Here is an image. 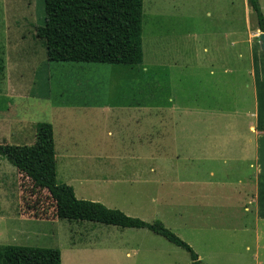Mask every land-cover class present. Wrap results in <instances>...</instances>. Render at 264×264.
I'll use <instances>...</instances> for the list:
<instances>
[{
  "label": "rangeland",
  "instance_id": "1",
  "mask_svg": "<svg viewBox=\"0 0 264 264\" xmlns=\"http://www.w3.org/2000/svg\"><path fill=\"white\" fill-rule=\"evenodd\" d=\"M259 3L264 14V0ZM44 14L43 0H0V144L32 145L36 125L49 122L55 131L60 183L65 182L66 172L80 171L79 164L88 175L94 176L96 171L100 178H133L134 184H108V196L99 202L149 223L160 220L205 264H264V252L257 260L255 257L253 223L243 231L237 221L214 220L209 211H202L191 197L186 198L185 185L175 189L168 182L156 184L154 177L158 174L150 173L148 160L118 158L112 166L111 160L88 157L98 154L102 144L109 153L108 147L114 145V153L119 155H128L130 148L126 140H113L118 137L117 125L107 124L103 114L92 116L90 107L80 109L111 102L117 96L129 102L170 104L174 93L178 105L202 102L203 78L196 69L208 64L204 62V49L209 46L211 52L215 49V53H221L225 46L227 55L236 52V37L227 35L223 44V29L232 33L248 23L253 28L258 26L250 0H144L145 62L136 66L50 61L46 47L36 36ZM212 41L211 47L208 43ZM145 65L149 72L142 74ZM190 65L198 75L184 74L191 72ZM120 69L125 72V80L117 76ZM81 110L91 114L84 115ZM179 130L177 135L183 137L184 126ZM69 135L76 137L79 153L86 155L80 163L78 158L61 153L63 139ZM144 177L149 181L144 183ZM205 213L212 217L205 218ZM110 230L124 229L58 218L50 193L36 188L30 178L0 157L1 245L59 248L63 264H99L113 258H119L121 264H192L185 249L148 229L128 228L125 231L133 233L129 240L116 233L107 234ZM86 239L101 245L93 248L92 254L70 251L73 242L85 243ZM105 242H113V253ZM123 242H131L130 247L140 248L139 252L125 250Z\"/></svg>",
  "mask_w": 264,
  "mask_h": 264
},
{
  "label": "crops",
  "instance_id": "2",
  "mask_svg": "<svg viewBox=\"0 0 264 264\" xmlns=\"http://www.w3.org/2000/svg\"><path fill=\"white\" fill-rule=\"evenodd\" d=\"M261 32L258 26L253 28L251 23L232 33H226L223 29V44L227 35L236 37L233 43L238 48L232 56L226 54L225 46L221 53L219 50L215 53V49L211 52L206 46L204 62L208 64L196 69L200 70L203 78L200 103L178 105L175 103L176 95L171 93L170 104L129 102L117 96L111 102L98 106L83 105L80 108L90 107L89 110H94L93 114L81 110L84 115L103 114L107 124L117 125L118 137L113 140H126L124 142L129 143L130 148L128 155H119L114 153V145L108 147L109 153L102 144L98 154L88 157L111 160L112 166L114 159L118 158L148 160L150 173L158 174L154 177L156 184L168 182L175 189L185 185L188 189L186 198L191 197L202 211H209L215 216L214 220L237 221L243 231L249 230L248 226L253 223L256 231V260L264 252V51L258 39ZM213 42L208 45L212 47ZM217 42L220 43L219 40ZM190 62H193L192 57ZM176 67H180L178 63ZM189 68L191 72L184 73L187 77L199 74L193 71V65ZM141 71L146 74L149 68L145 65ZM117 76L125 80L124 70L117 71ZM131 76L137 78L133 73ZM182 126L184 136L179 137L177 133L181 132L179 128ZM63 141L61 153L78 158L77 163L86 157L83 152L79 153L76 137L69 135ZM146 143L150 146H146ZM82 167L79 164L80 171L66 172L64 182L73 186L80 199L99 202L108 196V184L129 185L136 182L133 178H100L96 171L94 176L88 175ZM180 175L185 177L181 178ZM147 181L149 179L144 177L143 182ZM211 214L205 213V218L210 219ZM123 229L110 230L107 234L116 233L129 240L133 233L126 232L128 228ZM82 241L73 242L70 251L92 254L93 248L101 245L87 239L85 243ZM123 243L126 245L125 250L132 249L136 253L140 250L135 246L130 247L131 242ZM103 244L113 253V242ZM126 255L130 257L131 254L127 252ZM88 259L93 260L92 257ZM78 264L88 263L84 261ZM99 264L121 262L119 258H113Z\"/></svg>",
  "mask_w": 264,
  "mask_h": 264
},
{
  "label": "trees",
  "instance_id": "3",
  "mask_svg": "<svg viewBox=\"0 0 264 264\" xmlns=\"http://www.w3.org/2000/svg\"><path fill=\"white\" fill-rule=\"evenodd\" d=\"M258 27L264 32L259 0H250ZM44 23L37 27L47 57L53 62L141 65L144 62V0H43ZM0 157L47 190L56 215L69 221H89L120 228L148 229L185 249L192 264H205L195 250L160 220L153 223L128 216L116 208L79 199L73 186L58 180L53 124L36 125L32 145L0 144ZM0 264H62V251L54 247L0 244Z\"/></svg>",
  "mask_w": 264,
  "mask_h": 264
},
{
  "label": "water",
  "instance_id": "4",
  "mask_svg": "<svg viewBox=\"0 0 264 264\" xmlns=\"http://www.w3.org/2000/svg\"><path fill=\"white\" fill-rule=\"evenodd\" d=\"M259 38H260V41L262 43V48H263V51H264V32H261L259 34Z\"/></svg>",
  "mask_w": 264,
  "mask_h": 264
}]
</instances>
